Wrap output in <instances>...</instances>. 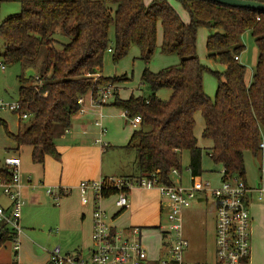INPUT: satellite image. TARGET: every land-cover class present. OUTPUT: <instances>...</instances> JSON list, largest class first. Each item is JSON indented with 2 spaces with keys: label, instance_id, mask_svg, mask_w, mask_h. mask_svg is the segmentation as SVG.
Instances as JSON below:
<instances>
[{
  "label": "trees",
  "instance_id": "16d2710c",
  "mask_svg": "<svg viewBox=\"0 0 264 264\" xmlns=\"http://www.w3.org/2000/svg\"><path fill=\"white\" fill-rule=\"evenodd\" d=\"M189 13L181 19L170 0H0L20 2L19 13L0 20V62L36 67L41 49L45 57L35 77H20L21 113L30 117L19 131L7 134L18 147H32V158L43 163L47 156L60 159L56 144L60 130H67L79 111V98L100 87L122 81L119 77L98 76L104 55L112 52L115 60L131 47L140 48V58L148 64L156 49L158 25H162L160 49L177 54L180 63L158 72L146 67L142 82L150 89L145 97L121 99L114 95L113 105L140 115L127 148L135 150L140 176L174 184L173 170L182 173V155L188 152L191 185L202 182L203 149L195 135L196 113L204 119L202 136L211 140L208 155L223 167L224 178L245 179V154H264V12L218 4L210 0H175ZM264 3V0H250ZM259 18V19H258ZM60 27L70 38L61 49L55 46V29ZM114 44H111V28ZM210 35L207 56L221 62L223 72L206 68L197 55L198 29ZM250 31L258 48V59L251 82L245 80L246 67L235 59L244 51L241 37ZM218 80L215 99L204 89V74ZM169 89L167 99L158 92ZM2 123V122H0ZM0 180H12L10 169H0ZM112 192H116L113 190ZM0 247L12 239L2 226ZM53 264V263H49Z\"/></svg>",
  "mask_w": 264,
  "mask_h": 264
},
{
  "label": "rangeland",
  "instance_id": "374dc122",
  "mask_svg": "<svg viewBox=\"0 0 264 264\" xmlns=\"http://www.w3.org/2000/svg\"><path fill=\"white\" fill-rule=\"evenodd\" d=\"M171 4L179 13L181 19L185 22L189 21L188 11L177 1L170 0ZM22 5L20 2H1L0 3V20H6L10 15L17 14L21 11ZM210 32L205 27L198 29L197 37V55L201 63L208 69L217 72H223L225 67L219 62L215 61L207 56L206 42ZM111 44H114V28H111L110 33ZM55 46L57 49H61L63 44H67L70 38L63 34L60 27L55 29L54 33ZM162 39V25H158V41L157 49L151 59L146 64L140 58V48L133 46L130 50L122 56L120 59L115 60L112 52L107 51L104 55L102 73L106 77H119L122 81L118 84L121 88L120 94L123 98H128L132 93L137 95H143L147 97L150 94L149 87L142 82L141 74L145 67H148L151 71L158 72L159 70L174 66L180 63V57L177 54H166L160 49V41ZM241 43L245 46L244 51L240 55L241 63L246 67L247 83H250L255 73L258 48L250 31H246L241 37ZM45 57V48L41 49L40 57L37 61V66H40ZM37 66L32 68H26L22 64L5 65V69L0 68V99H3L7 103H13L19 101V78H30L37 75ZM204 89L206 94L215 99L218 80L215 75L209 71L205 72ZM113 84L114 92L118 96L117 88ZM166 89L160 90V94ZM91 93L87 95V100L90 99ZM119 97V96H118ZM80 115L78 111L75 115ZM196 127L195 135L198 139V146L203 149L202 158V183L210 182L212 189L220 187L223 167L220 164H215L208 155V149L212 146L211 140H208L202 136L204 129V119L201 112L196 113ZM93 120V119H92ZM94 121V120H93ZM0 165L6 160L5 157L9 156L11 142H14L7 134L5 124L8 127V131L16 134L18 132V124L22 126L26 123V120H20V117L16 113H12L9 110H0ZM77 123L72 117V127ZM71 126V125H70ZM129 126V125H128ZM127 126V127H128ZM129 129L133 130L130 126ZM111 131V130H110ZM94 136V133H93ZM121 136V133H120ZM62 135L57 134L56 141H59ZM94 140V138H92ZM63 142H56V144ZM113 144L118 143L116 140L111 142ZM111 153L105 155V166L109 169L115 168L116 171L122 170H134L136 173H140L137 161L134 162L135 150L132 148L117 149L111 147L108 149ZM112 150V151H111ZM25 152L31 154V149L27 146H22L17 153L21 159H25ZM50 157V156H48ZM27 158V157H26ZM31 158V157H30ZM52 158V157H51ZM54 159V158H53ZM52 159V160H53ZM33 161V159H31ZM190 157L188 152H184L182 155V185L185 187L191 186V174L188 170V163ZM35 164H39L33 161ZM264 168V156H254L252 153L247 152L245 154V178L247 182L252 185L260 180L261 166ZM119 169V170H118ZM180 175H173L175 183L180 182ZM67 187V186H66ZM67 188H71L68 186ZM73 193V192H72ZM42 200L36 205H24L22 209L21 226L23 228L24 241L20 250L19 258L15 257L14 240H7L0 247V264H49L51 262V252L56 247H61L64 252H71L75 254V249L82 248L83 255L88 257L89 248H93V242L88 238L85 242L76 238L74 230L78 224L79 210L82 208L81 200L77 195L68 194L62 196L58 201H55L50 197L46 191L41 195ZM0 199L1 202L6 205L8 198L4 195L2 188L0 187ZM108 202H105V206ZM215 201L210 195L203 201H194L192 206L189 207L184 214V232L189 239L190 246L185 254V259L190 262H204L213 261L215 257V221L214 209ZM80 207V208H79ZM118 221V220H117ZM149 224H141L143 229L144 243L149 246L150 250L156 251L158 246L161 245L163 229L159 227L166 226V216L163 213L157 216V220ZM63 252V253H64ZM151 253V251H150ZM258 254L262 257L264 255V245L261 246Z\"/></svg>",
  "mask_w": 264,
  "mask_h": 264
},
{
  "label": "built area",
  "instance_id": "2783aa9c",
  "mask_svg": "<svg viewBox=\"0 0 264 264\" xmlns=\"http://www.w3.org/2000/svg\"><path fill=\"white\" fill-rule=\"evenodd\" d=\"M259 19V18H258ZM240 61V56H235ZM0 68L5 69L0 62ZM115 95L113 84L99 88L93 100L102 105ZM85 96L79 98L80 113H84ZM9 110L18 114L20 119L27 120L29 113H21L20 102L7 103L0 99V110ZM130 126L137 130L140 128L142 117L140 115L128 117L123 111ZM101 136L96 143L102 144V136L107 133L102 122ZM264 150V144L260 145ZM21 159L9 157L6 166L12 173V180H0V187L12 201L10 212L0 206V229L10 226L15 235L14 249L21 248L23 228L20 224L22 209L25 200L22 196ZM261 173L264 176V168ZM173 174L179 175L177 170ZM222 175L220 187L212 189L210 182H201L198 186L185 187L181 182L165 185L157 178L146 176L134 177H102L98 179L82 180L77 188L83 206H92L93 248L89 249L88 257L82 253L65 254L60 247L54 248L50 253L53 264H249L251 256V223L252 216L248 202V194L253 190L247 185L245 179L238 176L224 178ZM30 179V178H29ZM134 189H156L161 198V212L166 216V226L159 225L162 232L161 245L156 256L152 257L150 248L144 243L143 229L139 226L119 227L112 223L116 213L130 208V194ZM116 190V192H112ZM69 188L49 186L46 193L58 201L62 196L69 194ZM259 200H264V187L255 189ZM212 196L216 206L215 224V257L213 261L190 262L185 254L190 242L184 232V214L194 201ZM110 200L116 213L111 215L105 207Z\"/></svg>",
  "mask_w": 264,
  "mask_h": 264
},
{
  "label": "crops",
  "instance_id": "0c3cea01",
  "mask_svg": "<svg viewBox=\"0 0 264 264\" xmlns=\"http://www.w3.org/2000/svg\"><path fill=\"white\" fill-rule=\"evenodd\" d=\"M150 1L151 0H147V2ZM161 43L162 39L160 41V46ZM99 75L106 77L103 75L102 70L98 73V76ZM245 80L247 82V78H245ZM115 86L118 87L116 92L118 96L121 99H127L126 97L123 98L121 96V88L119 85L116 84ZM162 93L163 94H160L159 91L158 95L163 99H167L171 95V91L169 89H166ZM87 95L85 96L83 103V107L85 108L84 113L73 116L74 120H77V123L73 126V129L59 131V134L62 135V137L56 142H63L60 144L57 143L58 151L61 154L60 159H53V157L51 158V156H47L43 163L35 164L31 160L33 159L32 147L27 146L31 149V154L29 152H25V159L23 160L19 155H17L22 146L18 147L15 142H11L12 145L9 147L11 151L8 154L9 156L5 158L19 157L21 159L20 169L22 174V196L26 204L36 205L40 203L42 200L41 195L45 193L46 188L49 186H71L69 189V194L77 195L80 198V193L77 186L82 180H91L110 176H140V173H136L134 170L126 169L118 172L115 170V168L112 170L105 166V155L108 157V153H111L108 149L111 147L117 148L119 150L126 149L135 129H133L128 123L127 119L123 115V110L113 105L114 96L111 97L107 103L98 105L94 102L92 95H90V99L87 100ZM132 95L141 96L134 93H132ZM99 121L102 122L107 130L106 135L102 136V144L96 143V140L101 136V127L97 124ZM128 125L133 130L129 129ZM71 127L72 124L69 128ZM19 128L20 123L18 124V131ZM92 138H94V140ZM113 140H116L118 143H111ZM262 156H264V154H262ZM135 160L137 161L136 153L134 156V162ZM5 167H7L6 160L2 165H0V169ZM262 167L263 164L261 169ZM179 179L180 182H182L181 175ZM245 181L247 185L253 190L248 194V202L252 216L251 256L249 258V264H264V255L261 257L258 254L261 246L264 245V200H259L258 194L255 191V189L264 187V176L261 173L260 180L252 185L247 182L246 178ZM4 195L8 198V202L6 205H4L0 199V206H2L6 212H10L12 208V201L5 193ZM200 199L201 201L204 200L203 198ZM106 202H108V204L105 206L106 209L111 215H114L116 213V209L113 207L112 202L110 200ZM214 209H216V206H214ZM161 213V198L156 189H134L130 194V208L124 210L123 212L116 213L115 217L112 219V223L119 227L139 226L144 228V226H141V224L152 225L151 222L157 220V216L161 215ZM214 213L213 219L216 224L215 210ZM78 214V224L74 230L76 238H79L80 241L83 242H85L88 238H90L92 241V206L82 205V208H80ZM5 227L9 229L10 235L13 236V238L10 240H14L15 235L13 229L10 226ZM20 238L22 245L24 241L23 234L20 236ZM20 250H15L16 258H19ZM61 250L64 252L62 248ZM157 250L158 249H156L154 253L153 250H151L152 257L156 256ZM72 252L75 254H83V249L78 248ZM64 253L71 254L69 251Z\"/></svg>",
  "mask_w": 264,
  "mask_h": 264
},
{
  "label": "water",
  "instance_id": "95a60500",
  "mask_svg": "<svg viewBox=\"0 0 264 264\" xmlns=\"http://www.w3.org/2000/svg\"><path fill=\"white\" fill-rule=\"evenodd\" d=\"M218 4L225 6L238 7V8H248L259 12H264V3L250 1V0H210ZM201 201V199L199 200ZM3 234L0 233V240Z\"/></svg>",
  "mask_w": 264,
  "mask_h": 264
}]
</instances>
